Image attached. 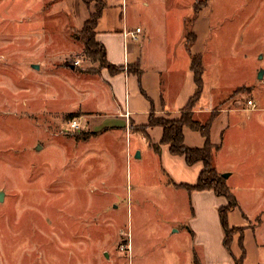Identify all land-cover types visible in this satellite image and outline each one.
Listing matches in <instances>:
<instances>
[{
	"label": "rangeland",
	"instance_id": "374dc122",
	"mask_svg": "<svg viewBox=\"0 0 264 264\" xmlns=\"http://www.w3.org/2000/svg\"><path fill=\"white\" fill-rule=\"evenodd\" d=\"M108 2L123 5L129 23L144 31L137 50L160 45L181 63L200 9L193 45L205 66L200 106L223 111L213 139L221 143L225 132L219 161L233 173L241 208L228 215L230 229L243 228L228 253L240 259L241 240L243 264H258L264 0ZM84 9L79 0H0V264H202L204 248L223 232L215 206L169 189V180L196 182L199 173L195 179L183 164L165 169L131 127L101 131L116 123L100 119L103 70L79 34ZM196 223L200 241L189 232Z\"/></svg>",
	"mask_w": 264,
	"mask_h": 264
},
{
	"label": "crops",
	"instance_id": "0c3cea01",
	"mask_svg": "<svg viewBox=\"0 0 264 264\" xmlns=\"http://www.w3.org/2000/svg\"><path fill=\"white\" fill-rule=\"evenodd\" d=\"M107 3L108 8L105 10L104 16L98 24L96 41L104 46L108 63L116 67H124L125 70L116 76H111L107 70L102 71L98 111L99 113H103V116L100 119L104 120L105 118H109V120H112L113 123L116 124L112 127L102 128L101 131H121L122 129L126 130L129 126V129L131 127L130 131L139 138L143 146L152 150L150 145H159L162 139V129L157 127L147 129L145 132L141 129L148 125L151 114H154L156 118H167L170 120L180 118L182 110L188 105L190 99L196 92L194 74L190 68L191 55H202L199 50H196L193 46L189 53L186 44L184 48L187 58L183 55L182 63L180 60L178 61V59L170 57L168 51L160 45L151 46L150 49H146L145 46L140 45L139 50H137L133 42L137 36H140L143 44V41L145 40L144 31L140 27L133 26L129 23V20L125 17V8L123 5H110L108 0ZM84 10L86 20L87 11L86 9ZM196 20L192 25L191 32L194 33L197 41V35L195 33ZM82 25L83 24H81L80 27H82ZM136 29L141 30L140 34L135 35L134 37L131 36V33H134ZM129 65L138 67L140 75L137 76L128 73L127 68ZM202 98L203 95L199 103L196 105L194 116L197 121L204 123L212 113L215 104L210 108H203L200 106ZM222 112L223 111H221L220 114H222ZM220 114H218L212 124L210 139L213 145L220 146L219 151L214 154L216 170L220 175H228V178L225 180L228 187L232 189L231 180L233 178V173L228 167L222 165V162L219 161V156L223 151V135L225 132L223 131L220 135L219 141H221V143H219L218 140L215 141L213 139L214 135L212 133L214 125L217 124V120L221 116ZM224 114H226V111H224ZM184 143L189 148L201 149L205 145V139L199 133L185 128ZM159 147V153L152 151L161 159L162 163H164L165 169L169 165H173V167L177 169L175 166L178 167V165L181 166L183 164V167L185 169L187 168V170L184 169L185 171H188L190 168L196 170L195 179L197 177V172L199 173L197 177L198 180L203 169L202 164L188 167L184 158L172 156L167 146ZM141 154L143 155V152H141ZM171 180L169 181L171 182ZM194 181L195 180H192L189 183H182L180 181L174 182L172 180L171 183L167 182L166 186L169 189L172 188L174 191H177L182 190V188H180L181 185H195L196 182ZM190 195L194 202L196 200L198 202H202L204 199L210 200L215 206L218 218L219 209L226 205V200L217 197L212 191L192 192ZM195 205H197L196 202ZM237 209L241 210L239 205ZM197 223L195 228L190 226L191 229H189V232L200 241L198 239L200 234L198 233L202 231L200 229L202 225H197ZM257 223H259L260 226L261 220ZM214 224L216 225V223ZM215 230L217 234L218 228ZM176 232L177 231L175 230V233ZM224 238V231L222 232V235L219 232L216 244H207V247L204 248V258H201L203 261L202 264H204V260L207 261L206 264H235V261L238 259L230 257L228 253L229 251L224 246ZM221 243L223 247L220 246ZM256 251L259 255L258 264H264V239H259V243H256Z\"/></svg>",
	"mask_w": 264,
	"mask_h": 264
},
{
	"label": "trees",
	"instance_id": "16d2710c",
	"mask_svg": "<svg viewBox=\"0 0 264 264\" xmlns=\"http://www.w3.org/2000/svg\"><path fill=\"white\" fill-rule=\"evenodd\" d=\"M87 11V19L84 21L80 36L86 51L89 55L100 63L102 70H107L111 76H116L124 72V67H116L108 63L106 59V50L104 46L96 41V31L99 21L104 16L105 10L108 8L107 0H79ZM200 9L194 8V16L198 17ZM195 18L190 21L192 24ZM194 21V22H193ZM196 41V36L192 32L186 35V48L190 53L191 47ZM191 71L194 74L196 92L190 99L188 105L182 110L180 118L170 120L167 118H156L154 114L150 115L148 125L141 129L145 132L147 129L161 128L163 131L162 139L159 145H150L156 153H159V146H167L169 152L174 157H182L188 167H193L197 164H202L203 169L195 185H181L180 188L186 189L188 192H206L212 191L217 197L224 198L226 205L219 209V218L222 229L224 231V246L229 251L233 237L238 230L243 228H232L228 226V215L238 208V202L228 187L226 180L217 172L214 162V154L219 151L220 146L213 145L211 142L212 124L218 116V112H213L209 115L204 123L195 119L194 110L196 105L201 100L203 95L204 81L203 76L205 69L203 66L202 56L191 55ZM128 73L139 76L140 70L136 66L129 65ZM188 128L199 133L205 139L203 148H189L184 143V129ZM243 233V232H242ZM242 257L235 261V264H243L245 253L242 247Z\"/></svg>",
	"mask_w": 264,
	"mask_h": 264
},
{
	"label": "built area",
	"instance_id": "2783aa9c",
	"mask_svg": "<svg viewBox=\"0 0 264 264\" xmlns=\"http://www.w3.org/2000/svg\"><path fill=\"white\" fill-rule=\"evenodd\" d=\"M140 32H141L140 29H136V30L134 31V33H131V36L134 37L135 35L140 34ZM248 106H249V107H255L252 101H249V102H248ZM70 129H71L72 131H77V130L80 129V124L74 121V122H72V123L70 124Z\"/></svg>",
	"mask_w": 264,
	"mask_h": 264
},
{
	"label": "water",
	"instance_id": "95a60500",
	"mask_svg": "<svg viewBox=\"0 0 264 264\" xmlns=\"http://www.w3.org/2000/svg\"><path fill=\"white\" fill-rule=\"evenodd\" d=\"M33 68L36 69V70L39 69L38 66H33ZM263 76H264V71H261V72L259 73V75H258V80H262V79H263ZM40 148H41V147L38 146V147L36 148V151H39ZM139 157H140V155L137 154V158H139ZM222 178L226 179V178H228V175L222 176ZM2 201H3V193H0V203H2Z\"/></svg>",
	"mask_w": 264,
	"mask_h": 264
}]
</instances>
